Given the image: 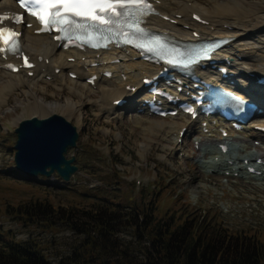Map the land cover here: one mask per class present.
I'll list each match as a JSON object with an SVG mask.
<instances>
[{"label": "rangeland", "instance_id": "374dc122", "mask_svg": "<svg viewBox=\"0 0 264 264\" xmlns=\"http://www.w3.org/2000/svg\"><path fill=\"white\" fill-rule=\"evenodd\" d=\"M250 1L253 0H242L241 8L248 14V20H244L253 22L264 12V0H254L259 3L256 8L250 7ZM15 78L0 73V83L9 81L7 85L13 84L10 93L5 95L6 101L0 103V232L9 234L15 241L31 240L39 243L48 258L56 262L58 256L55 254H66L70 243L75 242L77 237L59 220H55L51 228L44 226L41 219L21 224L15 216L14 207L46 200L56 207L75 205L87 208L110 203V207L115 209L116 204L125 206L133 200L138 201L143 190L140 202L157 218L183 213V217L203 218L233 234H251L264 242V185L248 183L235 176L226 177L223 170L208 174L202 170L200 175L195 168L200 167L197 153L191 157L192 151L197 152L193 140L200 134L199 121L192 122L188 128L181 151L170 154L166 147L158 146L153 141V135H147L149 140H144L143 129L136 125L138 121L128 118L133 114L138 115L135 113V99V106L122 110L125 120L111 124H107L106 119L91 104L96 98L95 94L91 96L92 100L74 109L70 115L63 114L62 109H56L53 113L64 115L78 133L76 146L66 154L68 158H75L77 172L72 175L70 182L61 181L56 174L49 178L40 176L34 182L19 180L13 163V145L16 140L14 129L21 119L31 116L44 118L51 111L46 107L35 111L32 107L29 112L28 107L34 104V99L24 94L25 85L18 84ZM250 85L249 80H242L239 84L252 89ZM41 86L33 87V91H38V97H43L48 103H61L69 98L68 93H63L64 90H60L57 84ZM256 90L264 95V89L256 87L255 93L251 90L254 96L258 93ZM257 97L264 100V96ZM160 120L172 121L171 118ZM263 121L264 114L251 117L245 125V134L250 132V128L254 129L253 124ZM142 141L148 147L141 148ZM260 141L257 146L248 141L252 148L238 140L232 142H236L233 144L235 153L242 155L253 152L255 148H264ZM201 148L209 151L212 145L206 144ZM206 159L209 160L210 155ZM104 187L109 192H105Z\"/></svg>", "mask_w": 264, "mask_h": 264}, {"label": "bare ground", "instance_id": "6f19581e", "mask_svg": "<svg viewBox=\"0 0 264 264\" xmlns=\"http://www.w3.org/2000/svg\"><path fill=\"white\" fill-rule=\"evenodd\" d=\"M13 2L14 0H0V13L12 9L14 7ZM242 4V0H164L156 6L162 15L173 19L175 24L165 21L159 16L151 17L149 23L151 28L166 32L178 40L196 41L198 38L193 35L194 32H197L201 38L207 39L213 36L228 37L231 42L214 56L213 65L226 67L230 74L235 75L234 78L236 79L249 80L252 91L255 93L256 84L254 81L256 78L254 76H264V62H261L264 59V12L253 22L245 21L244 19L248 20V14L242 10ZM249 4L250 7L254 8L259 6V3L254 0L250 1ZM192 14H198L207 21V25H199L193 22L191 20ZM21 32L22 49L29 54L31 60L36 64L30 70L33 75L29 77L25 71L13 74L5 69H0V73L10 77L16 76V82L25 85L24 94L31 95L34 99V104L28 107L29 112L32 107L35 111L46 107L51 113L59 108L62 109L63 114L70 115L74 109H79L87 101L92 100L91 96L93 94L96 95V98L91 104L97 108L99 115L106 119L107 124L125 120L122 118V110L134 106L133 101L137 96H140L141 99L137 104V108L143 109L142 99L144 97L140 82L144 77L155 75L160 69L159 67L154 68L146 65L132 51H128V54H126V51L120 50L98 52L100 53L98 57L95 55L97 52H76L72 50L65 52L60 50L47 35H33L31 29L27 28H23ZM69 58H74V61L68 62ZM116 59H119V62L111 64V61ZM3 63L0 60V66ZM94 63L98 65L94 66ZM105 70L112 72L111 78H105L102 75ZM70 73L76 74L77 78H70ZM196 74L207 76L209 80L213 79L215 81L218 80L219 76L217 68L214 69L210 66H206L205 69L201 70L197 69ZM92 75L97 76L93 86L86 82V79ZM47 76L50 77L49 81L45 78ZM123 77H126V79L123 80ZM221 82L224 84L225 81L222 80ZM9 83V81L0 83L1 104L6 101L5 95L8 92L10 93L13 86V84L7 85ZM51 83L59 85L60 90H64L63 93L67 92L70 99L68 98L61 103L56 101L48 103L43 97H38V91H33V87L37 85L44 86V84ZM192 83L184 81V86H190ZM126 86L136 87V91H127ZM177 86L178 84L174 83V87ZM235 90L244 94L238 86L235 87ZM253 93L251 92L250 96H245L246 101L255 103L258 109H261V114H264V100L257 97V95L264 96L263 93L258 92L256 96ZM120 98L126 101L124 106L122 108L115 107L113 101ZM71 100H75V102L73 103ZM181 116V114H178L176 117L171 118V122H166L158 118H150L142 110L139 115L133 114L128 118L138 121L136 125L143 129L144 140H149L147 135H153L155 137L153 141H156L158 146L166 147L167 152L172 154L178 151L180 146L177 143L179 130L182 127L190 128L192 126V120ZM213 119L202 118L200 121L206 122L205 128L213 135L209 137L208 134L200 132L193 141L197 142L198 148L197 152H191V157L193 158L197 153V163L200 164V167L195 168L199 174L201 175L202 170L204 172L207 170L229 171L230 176L237 173L240 179L247 180L248 183L256 182L264 185V165L257 163V159H264V148H255L253 152L240 155L237 152L235 153L236 148L233 144H236V142H232L238 140L244 142L246 147L252 148L247 142L250 141L252 144L253 140H260L261 138V144L264 145V138H262L261 133L250 128V132L247 131L249 133L245 134V128L241 131H234L228 127V136L222 138L218 126H213L211 123ZM255 124L262 127L264 121L261 124ZM202 128V125H200V131H202ZM220 143H225L228 147V151L224 155L218 149ZM140 144L141 148L148 147V144L144 141ZM206 144L212 145V149L206 151L201 148ZM209 155L210 159L207 160L206 156ZM215 157L218 158L217 161H215ZM244 160H247L246 164L243 163ZM247 167L254 168L258 173H248L246 171Z\"/></svg>", "mask_w": 264, "mask_h": 264}, {"label": "trees", "instance_id": "16d2710c", "mask_svg": "<svg viewBox=\"0 0 264 264\" xmlns=\"http://www.w3.org/2000/svg\"><path fill=\"white\" fill-rule=\"evenodd\" d=\"M103 190L107 191L104 187ZM79 208L34 201L14 207L20 223L65 224L77 240L56 262L39 243L0 232V264H264V242L183 213L157 218L140 200ZM151 204V203H150ZM33 220V221H32Z\"/></svg>", "mask_w": 264, "mask_h": 264}, {"label": "snow or ice", "instance_id": "6c2138e0", "mask_svg": "<svg viewBox=\"0 0 264 264\" xmlns=\"http://www.w3.org/2000/svg\"><path fill=\"white\" fill-rule=\"evenodd\" d=\"M18 3L44 24L41 30L48 31L55 27L57 31L64 33L67 39H72L77 33L87 36L95 32L101 39H112L113 36L122 35L128 38L126 42H130L146 35L145 30L139 25L144 22L143 17L154 12L149 0H18ZM8 19L19 23L23 17L0 16V25ZM6 33L10 37L7 41L4 39ZM19 35L7 27L0 26V44L4 45L0 47V53L13 55L18 53L20 46L16 37ZM116 42L120 43L119 40ZM84 43L90 41L85 40ZM90 46L100 45L91 43ZM134 46L141 47L140 44ZM147 51L155 50L149 48ZM25 63L27 64L26 57ZM168 63L171 64L172 61L169 60ZM183 66L188 67V63ZM7 67L16 71L10 64Z\"/></svg>", "mask_w": 264, "mask_h": 264}, {"label": "water", "instance_id": "95a60500", "mask_svg": "<svg viewBox=\"0 0 264 264\" xmlns=\"http://www.w3.org/2000/svg\"><path fill=\"white\" fill-rule=\"evenodd\" d=\"M14 170L17 178L34 182L38 176L53 173L69 182L76 173L75 158H66L69 149L76 146L78 133L62 115L53 113L45 118L31 117L21 120L15 128Z\"/></svg>", "mask_w": 264, "mask_h": 264}]
</instances>
